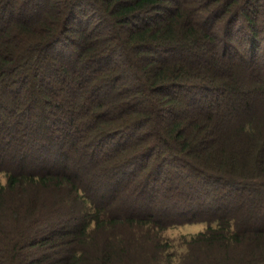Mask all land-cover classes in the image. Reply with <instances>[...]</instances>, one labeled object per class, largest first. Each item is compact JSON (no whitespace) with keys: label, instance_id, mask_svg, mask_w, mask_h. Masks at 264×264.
<instances>
[{"label":"trees","instance_id":"1","mask_svg":"<svg viewBox=\"0 0 264 264\" xmlns=\"http://www.w3.org/2000/svg\"><path fill=\"white\" fill-rule=\"evenodd\" d=\"M0 171V264H264V0H0Z\"/></svg>","mask_w":264,"mask_h":264},{"label":"rangeland","instance_id":"2","mask_svg":"<svg viewBox=\"0 0 264 264\" xmlns=\"http://www.w3.org/2000/svg\"><path fill=\"white\" fill-rule=\"evenodd\" d=\"M7 178H8V174L6 173V171H0V181L5 183L7 181ZM89 211L94 212L93 209ZM63 222L67 223V220L66 221L63 220ZM73 223L74 222L71 221L69 222V225L72 226ZM209 225L210 224L208 221L200 220L194 222L190 221V222L175 223L166 227L155 226L156 229V232H154L156 234L155 236L161 238V240L163 241L162 243H165L166 248L165 251L163 252L164 259H166L167 262H169L170 264H173L175 263V261H178L183 257H185L184 260L190 262V258L188 257L190 251L188 246L190 247L191 244L193 245V236L202 230H206ZM212 225L216 226L217 221H214ZM136 226L137 227L134 228L133 230L138 229L139 233H142L146 230L144 227H142L144 226L143 224H136ZM47 227L48 226L46 225L45 228ZM125 228L129 230L127 226H125ZM117 230H118L117 235L122 236L124 233H126V232L121 233L122 231H124L123 229H117Z\"/></svg>","mask_w":264,"mask_h":264}]
</instances>
